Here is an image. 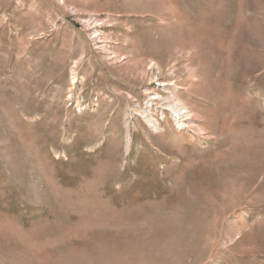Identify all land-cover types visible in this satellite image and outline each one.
Instances as JSON below:
<instances>
[{
	"label": "rangeland",
	"instance_id": "obj_1",
	"mask_svg": "<svg viewBox=\"0 0 264 264\" xmlns=\"http://www.w3.org/2000/svg\"><path fill=\"white\" fill-rule=\"evenodd\" d=\"M0 264H264V0H0Z\"/></svg>",
	"mask_w": 264,
	"mask_h": 264
},
{
	"label": "bare ground",
	"instance_id": "obj_2",
	"mask_svg": "<svg viewBox=\"0 0 264 264\" xmlns=\"http://www.w3.org/2000/svg\"><path fill=\"white\" fill-rule=\"evenodd\" d=\"M169 107H170V113L177 114L180 117H184V116L187 115V113L180 112L182 109L178 105H176V104L171 103V105H169ZM177 124H181V122L180 121H177Z\"/></svg>",
	"mask_w": 264,
	"mask_h": 264
}]
</instances>
